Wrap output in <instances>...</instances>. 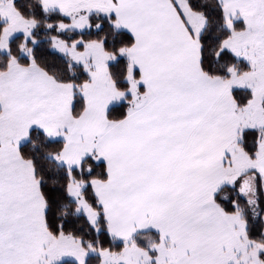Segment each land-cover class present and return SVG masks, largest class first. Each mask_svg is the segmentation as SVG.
<instances>
[{
	"label": "snow or ice",
	"instance_id": "6c2138e0",
	"mask_svg": "<svg viewBox=\"0 0 264 264\" xmlns=\"http://www.w3.org/2000/svg\"><path fill=\"white\" fill-rule=\"evenodd\" d=\"M0 264H264V0H0Z\"/></svg>",
	"mask_w": 264,
	"mask_h": 264
}]
</instances>
